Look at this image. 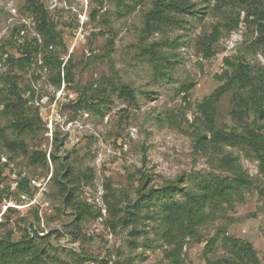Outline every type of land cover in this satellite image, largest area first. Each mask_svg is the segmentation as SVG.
<instances>
[{
    "label": "rangeland",
    "instance_id": "obj_1",
    "mask_svg": "<svg viewBox=\"0 0 264 264\" xmlns=\"http://www.w3.org/2000/svg\"><path fill=\"white\" fill-rule=\"evenodd\" d=\"M40 1L63 33L64 44L50 49L70 64L72 80L59 85L58 70L52 65L42 68L47 51L26 0H0V94L17 83L29 99L28 114L38 117L36 133L15 138L0 105V166L7 163L0 178V237L19 239L36 230L42 237L37 243L48 255L46 264L79 256L83 264H213L231 255L228 236L250 241L259 264H264V170L248 146L226 150L239 157L251 187L221 203L213 218L197 227L196 237L182 238L178 263L169 256L175 244L157 234L156 223L143 218L137 226L143 232L135 236L132 226L114 229L110 224L138 198L144 180L148 189L183 176L190 188L196 177L226 174L217 168L214 155L197 148V135L209 123L239 129L249 124L264 135V118L249 114L240 122L232 115V94L212 99L227 80L221 76L232 71L226 57L250 63L253 70L264 66L253 17L216 0H195L196 14H176L180 22L144 36L146 13L154 0ZM252 1L264 5V0ZM239 12L241 24L229 31L227 23ZM215 27L221 31L216 54L206 58L201 40ZM35 38L39 52L33 53L32 66L22 71L7 56L22 57L26 46L35 47ZM123 84L134 89L136 100L115 92ZM182 86H191L187 94ZM204 102L211 105L212 122L201 115L199 104ZM6 138L24 140L29 151L46 150L48 166L31 165L20 151L11 152ZM67 166L72 168L79 199L102 213L88 214L76 241L68 231L77 223V213L65 204L64 193L53 180L56 172L65 174ZM22 177L34 189L29 195L15 187ZM109 204L116 206L113 213ZM215 237L217 242L207 246Z\"/></svg>",
    "mask_w": 264,
    "mask_h": 264
},
{
    "label": "trees",
    "instance_id": "obj_2",
    "mask_svg": "<svg viewBox=\"0 0 264 264\" xmlns=\"http://www.w3.org/2000/svg\"><path fill=\"white\" fill-rule=\"evenodd\" d=\"M127 4V0H123ZM230 8H240L245 10L248 16H252L257 25L259 36L255 43L263 47L264 52V5L254 3L252 0H216ZM33 14L36 16L35 29L38 35L43 38V47L47 51L44 56L42 68L52 65L58 70L57 84L63 81H71L72 70L68 62L60 55L53 53V48L57 45L64 44L63 33L57 30L55 23L50 19L48 11L40 0H26ZM197 3L195 0H154L153 8L146 13L145 26L142 30L144 36L162 30L173 23L180 22L176 14H196ZM228 19V18H227ZM240 12L236 17H232L227 23L228 30H234L241 24ZM18 32L21 30L17 29ZM219 27H215L213 32L205 35L201 40L202 53L204 57H211L216 54L214 49L215 43L220 37ZM38 38H35V47L26 46L23 49L22 57L15 58L8 55L10 61H14L18 68L27 71L33 64V53L39 52ZM153 53L156 52L154 46L151 47ZM226 63L232 68V71H226L223 79H227L220 85L212 95L213 102L219 101L227 94H232V100L235 105L232 109V115L237 117L240 122L243 116L253 114L256 119L264 118V66L253 70L250 63L234 62L229 57L225 58ZM191 86H182V90L187 94ZM23 89L13 83V87L8 93L1 92L0 105L2 113L10 119L6 127L13 131L16 137L24 134L36 133V115L31 116L27 112L29 99L23 96ZM115 92L126 100H136L135 91L129 85L123 84L115 88ZM208 102L199 104L201 115L208 121L212 122L210 107ZM90 107V106H88ZM40 122V119H38ZM256 124V121H255ZM261 128V127H259ZM6 148L11 152L20 151L28 157L31 165L48 166L47 151L41 148H35L29 151L28 145L24 140L5 139ZM248 146L260 160L261 169L264 170V135L257 132L249 124H245L239 129L235 127L219 128L214 123H209L207 130L197 135V148L203 152L214 155L217 168L226 172L225 175L209 173L201 177H196L195 186L188 187L184 177L176 180H169L160 187H148V181L144 180V187L140 188L138 198L127 205L124 214H115V219L110 220L111 226L115 229L118 225L126 227L132 226V235L140 234L138 224L142 219L147 218L156 223L155 231L162 238L174 243L175 247L169 251V256L174 263H178L183 245L180 243L183 237H196L197 227L211 218L221 203H228L240 195L244 190L251 187L252 180L249 173L245 170L239 157L226 150V147ZM20 149V150H19ZM51 158L56 160L57 157L53 152ZM2 163L0 166V178L4 171ZM53 180L58 184L60 190L64 193V202L77 213L76 224L73 229L69 230L70 238L76 241L80 238V224L87 219L88 214L92 216H101V210L96 209L94 205L87 201L79 199L78 190L73 187V171L67 166L65 174L56 172ZM90 178L87 177V179ZM1 182V180H0ZM106 189L111 186L107 183ZM19 191L29 195L34 190L31 182L27 177L17 180ZM181 198H177V196ZM105 200L108 201L107 194ZM116 210V206L109 204L108 211L111 213ZM148 212L144 215L143 212ZM147 214V213H146ZM155 228V226H154ZM76 229V230H75ZM27 231V229H26ZM42 238L36 230H28L27 234L19 239L12 237H0V264H46V249L41 248L37 239ZM148 244L152 240L147 237ZM229 243L231 255L220 258L213 264H259L257 252L250 241H244L235 237H226ZM217 242V237L211 239L207 246H213ZM46 255V256H45ZM58 264H83L84 258L76 257L74 261L54 260Z\"/></svg>",
    "mask_w": 264,
    "mask_h": 264
},
{
    "label": "built area",
    "instance_id": "obj_3",
    "mask_svg": "<svg viewBox=\"0 0 264 264\" xmlns=\"http://www.w3.org/2000/svg\"><path fill=\"white\" fill-rule=\"evenodd\" d=\"M50 48H53V46H50ZM63 92V91H62ZM60 96H62V95H60ZM17 183V182H16ZM17 186V184L15 185V187Z\"/></svg>",
    "mask_w": 264,
    "mask_h": 264
}]
</instances>
